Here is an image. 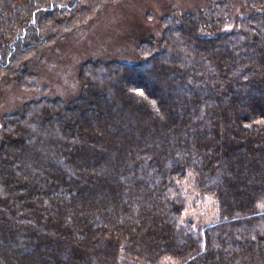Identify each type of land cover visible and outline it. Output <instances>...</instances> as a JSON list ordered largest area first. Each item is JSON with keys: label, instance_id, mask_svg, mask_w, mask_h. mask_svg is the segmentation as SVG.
<instances>
[{"label": "trees", "instance_id": "obj_1", "mask_svg": "<svg viewBox=\"0 0 264 264\" xmlns=\"http://www.w3.org/2000/svg\"><path fill=\"white\" fill-rule=\"evenodd\" d=\"M117 1L0 0V81ZM232 1L3 114L0 264H264V0Z\"/></svg>", "mask_w": 264, "mask_h": 264}, {"label": "rangeland", "instance_id": "obj_2", "mask_svg": "<svg viewBox=\"0 0 264 264\" xmlns=\"http://www.w3.org/2000/svg\"><path fill=\"white\" fill-rule=\"evenodd\" d=\"M241 0H233L237 10ZM208 0H119L104 5L93 17L72 28L68 34L50 46L42 48L28 60L34 73L32 88L0 81V129L2 116L23 101L42 95L69 100L78 90V69L89 58H115L134 61L137 45L148 37L158 38L160 20L164 15L196 13L205 8ZM194 210L187 215L195 214ZM208 207L206 215L212 217ZM205 215V213H204ZM162 264H175L163 262Z\"/></svg>", "mask_w": 264, "mask_h": 264}]
</instances>
